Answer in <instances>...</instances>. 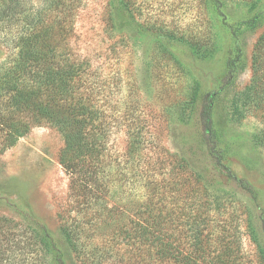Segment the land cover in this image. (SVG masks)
<instances>
[{
    "label": "rangeland",
    "instance_id": "obj_1",
    "mask_svg": "<svg viewBox=\"0 0 264 264\" xmlns=\"http://www.w3.org/2000/svg\"><path fill=\"white\" fill-rule=\"evenodd\" d=\"M111 1L81 0L69 41L73 62L85 64L74 96L84 95L107 125L101 168L127 173L129 166L153 165L157 153L161 161L169 158L171 169L181 160L180 177L208 188L216 222L236 218L246 264H264V146L256 139L264 130V42L259 75L252 66L264 37V0H133L140 28L161 27L181 42L140 35L124 15L114 27ZM254 14L262 22L251 23ZM5 34L0 74L17 57L13 35ZM214 45L209 60L192 52ZM197 83L204 93L191 109ZM130 130L143 134L141 162L126 158ZM63 146L62 134L46 122L10 149L0 133V264H159L127 234L139 223L136 216L124 217L117 229L76 216L70 177L59 163ZM109 188L115 198L108 208L133 193L123 176H111ZM64 224L71 236L62 232Z\"/></svg>",
    "mask_w": 264,
    "mask_h": 264
},
{
    "label": "trees",
    "instance_id": "obj_2",
    "mask_svg": "<svg viewBox=\"0 0 264 264\" xmlns=\"http://www.w3.org/2000/svg\"><path fill=\"white\" fill-rule=\"evenodd\" d=\"M80 3L81 0H39L37 4L31 0H0V33L13 35L11 41L17 50L13 64L0 74V133L4 149L16 146L33 126L49 123L63 136L59 163L70 177V195L79 219L92 216L93 224L117 229L124 217L136 216L140 221L127 234L130 240L146 245L159 264H246L236 218L230 216L216 222L211 215L213 203L208 188H202L199 179L197 187L180 177L181 160L176 169H171L169 158L164 155L161 161V154L157 153L153 165L145 162L143 166H129L127 173L101 168L108 143L107 125L101 111L86 103L84 95L76 98L73 91L74 83L85 70L84 63L73 62L69 46L73 16ZM111 4L114 27L117 17L124 15L140 35L182 41L161 27L140 28L133 0H112ZM260 10L263 16L264 4ZM251 11L252 8L248 12ZM249 18H253L251 23L261 21L256 14ZM263 42L261 37L252 56L253 72L257 75L263 67L259 46ZM216 50V45L211 49L192 47L194 55L204 60L213 57ZM250 92L257 96V92ZM203 93L197 83L191 109ZM210 98L206 124L211 133L215 94ZM248 98L250 105L257 100L249 95ZM128 135L126 158L132 163L141 162L143 134L130 130ZM256 139L264 146V130ZM111 176L115 181L123 176L125 182L133 184V193L124 202L116 199L118 204L108 208L109 198H115L109 188ZM61 229L71 236L66 224ZM70 242L76 246L71 238Z\"/></svg>",
    "mask_w": 264,
    "mask_h": 264
}]
</instances>
